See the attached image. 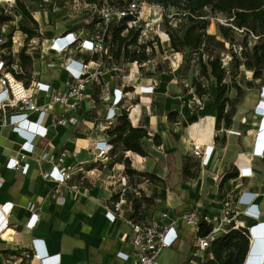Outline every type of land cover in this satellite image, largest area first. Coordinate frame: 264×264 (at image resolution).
<instances>
[{"label":"crops","instance_id":"1","mask_svg":"<svg viewBox=\"0 0 264 264\" xmlns=\"http://www.w3.org/2000/svg\"><path fill=\"white\" fill-rule=\"evenodd\" d=\"M70 27L56 26L53 29L51 25H40V32L43 38H49ZM23 45L24 40L17 35L13 64L20 68L18 53ZM7 51L10 52L9 49ZM27 52L38 55V51ZM180 68H149L136 82L137 85L146 86L151 85L153 79L157 81L151 94V108L140 107L134 114L132 112L131 117L132 125L145 127L151 137L145 147L148 155L142 156L141 162H136L128 152L125 156L130 157L132 168L156 174L160 179L148 184L145 194L139 184L150 178L135 176L134 182H130L134 186L129 197L151 198V203L141 200L143 216L147 218L156 217L161 209L180 214L195 208L201 215L218 214L225 206L243 209L245 207L237 203L240 193L244 198L256 196L259 218L238 214L251 227L264 219V157L253 154L258 128V117L254 110L264 85L248 92L230 126H225L222 121L218 128L209 132L206 131L207 120L217 114L213 100L216 93L200 97L192 86L188 87L191 83H187V79L181 85L178 78ZM171 75L174 79L166 81L167 76ZM29 76L33 81L40 80L58 88L67 74L61 68L49 69L42 59L34 62ZM107 78L112 86H121L119 77L114 75ZM165 82L167 90L163 87ZM96 96L89 94L82 105L80 122L73 127H54V113L69 114L59 106L47 111L39 122L47 126L49 132L44 138L30 139L35 149L33 156L29 155L25 160L29 163L27 171L21 167L11 168L8 164L10 159L18 156L24 137L14 132L8 123H3L0 114V208L6 203L7 207H12L10 212L3 214L7 225L0 230V264H19L23 260L28 264H43L44 258L50 260L49 264H134L132 247L126 240L128 225L120 219L112 222L106 216L117 200L119 185L116 183L125 165L117 162L108 166L97 159L95 143L105 136L103 127L107 106ZM170 111L177 113L173 121L168 119ZM12 112L9 109L7 114ZM29 117L37 120L38 114L32 113ZM191 117L196 121L191 123ZM196 123H200V127L192 135L191 127ZM229 128L234 131L226 132ZM235 131H240V135ZM154 133L161 136L160 145L153 142ZM201 142H205L203 155L193 156L194 145ZM208 145L207 162L202 164ZM64 149L71 152L65 159L66 165L80 166L83 171H76L67 185L57 192L55 182L42 174L59 163L58 158ZM44 152L47 153L46 158L35 156ZM184 155L198 162V176L195 179L185 180L182 176ZM242 155L246 157L251 170L248 177L239 176L238 166H241ZM121 156L122 151L118 150L116 158ZM227 171H233L237 176L221 184ZM59 195L65 197L64 202L58 200ZM32 214H36V224L30 228L27 223ZM126 215L133 214L130 211ZM181 230L183 237L174 246L163 250L159 257L160 264H199L191 254L194 242L192 229L183 226ZM39 252L40 258L36 256ZM119 252L130 256L125 258Z\"/></svg>","mask_w":264,"mask_h":264},{"label":"built area","instance_id":"2","mask_svg":"<svg viewBox=\"0 0 264 264\" xmlns=\"http://www.w3.org/2000/svg\"><path fill=\"white\" fill-rule=\"evenodd\" d=\"M139 3L149 4V10L153 8L154 16L163 17V21L158 25L156 31L158 35L152 36L147 41L142 40L143 28L142 24H138L143 15ZM16 4L17 0H0V8L5 13L12 12L11 10ZM89 5L94 8V14L86 24H72L70 29H65L49 38L36 36L30 39L32 43H39V40H41L38 55L33 56L32 65L36 60L44 59L49 69L61 68L66 72L67 76L60 82L58 88L40 80L32 81L30 85H27L23 79L16 76L15 72L20 73L23 70L18 65L15 66L13 61H8L11 57H14L15 51L13 52V50L17 44V31L10 36L12 39L10 47L0 49V114H2L3 123H8L12 130L20 136L27 137L18 151V156L10 159L8 164L11 168L21 167L25 171L29 169V163L25 160H28L29 155L33 156L32 152L35 149L34 143L30 139L33 136L44 138L48 135V127L39 122V120L44 119L48 110L53 111L57 105L64 112L69 113H54L52 115L54 127L57 125L73 127L80 122L82 105L88 100L89 94H96V99L107 106L103 127L105 136L104 139L95 143L97 159L106 165L114 149V144L109 140L106 130L115 124L119 113L123 109L126 110L131 121L132 112L135 108L145 107L149 109L152 106L151 94L157 86V81L153 79L151 85H137V80L142 76L141 69L152 68L157 70L162 68V65H168L171 69H175L179 68L183 62V55L171 48V37L163 27L164 17H170L168 8L160 4L140 0H133L126 6L110 3L106 0L91 2ZM123 19H127V27L122 35H125L130 28H140L141 33L136 45L152 42L154 51H152V46H147L146 52L149 55L147 60L143 62L128 61L123 57L118 59L115 56L117 46L113 44L111 29ZM5 23L0 24V43L6 42L9 38L10 33L5 34ZM25 36L27 37L26 34ZM136 45H130L129 48L134 49L137 47ZM8 49L10 50L9 53L6 51ZM223 65L226 66L224 60ZM114 75L119 77L122 82L121 86L115 87L109 83L107 76ZM188 87H191V85ZM40 93L43 96H39ZM38 100L42 102L39 103ZM9 109H12L13 112L7 114ZM32 113L38 114L37 120L30 119L29 116ZM254 114L258 117V128L253 154L264 157V86L261 88L260 98ZM207 121L208 130L206 131L210 132L212 129L217 128L216 116L209 118ZM232 131L234 130L226 129V132ZM235 132L240 135V131ZM204 143L194 145L193 156L203 155L202 147ZM209 148V145L205 147L202 164L207 162L206 156L209 153ZM70 155L71 152L64 149L58 158L59 163L54 165L50 171L42 174L44 178H49L55 182L57 192L67 185L68 180L73 177L76 171H83L80 166L66 165L65 159ZM35 156L46 158L47 153L44 152ZM241 159V166H238L239 176L248 177L251 175V170L247 159L243 155ZM80 179H83V177ZM116 184L119 185L116 194L118 197L113 206L106 212V216L112 222L120 219L128 225L129 231L126 240L132 247L134 264H160L159 257L163 250L174 246L183 237L181 230L183 226L190 227L194 233L192 257L199 264H209L213 260L210 251L211 244L220 234L231 228L247 227L249 231L246 221L240 219L238 214L256 217L257 212H259L256 205L251 206V198H244L243 193H240L237 197V203L245 207L243 209L240 207L230 209L225 206L219 211L220 213L213 215H201L199 210L195 208L188 209L180 214L169 209H161L156 217L144 218L141 207L136 210L129 197V193L134 186L130 183L129 177L122 172ZM58 200L64 202L65 197L59 195ZM32 207L33 205L30 206V208ZM11 208V206L7 207V203L1 206L0 230L7 225L3 214L4 212H10ZM130 211L133 215L127 216L126 214ZM35 215L32 214L27 223L30 228H33L36 224V221H34L36 220ZM201 221L210 227L206 235L200 234ZM119 254L125 258L130 256L124 252H119ZM36 256L40 258L41 253H36ZM43 262L49 264L50 260L44 258Z\"/></svg>","mask_w":264,"mask_h":264},{"label":"trees","instance_id":"3","mask_svg":"<svg viewBox=\"0 0 264 264\" xmlns=\"http://www.w3.org/2000/svg\"><path fill=\"white\" fill-rule=\"evenodd\" d=\"M25 0H17V4L13 9H16L18 14L25 16L27 19L21 17L19 25H28L29 21L32 26H23L22 30L27 35V40L33 37L40 36L38 32V22L32 15L30 6L27 5ZM104 0H88V2H103ZM110 3H117L126 6L133 0H106ZM149 3H156L163 5L170 11L174 10L175 18L180 23L178 26L181 29L177 31L172 24V20L167 16L164 17L163 27L171 37V48L180 52L183 55V62L187 61V50L198 54V64L202 75L206 76L211 74L217 82L216 95L214 97V104L216 107V127H219L220 122H224L225 126H230L233 121L234 110L233 103L236 99H231L227 96L230 85L224 82L226 72L229 73L230 69L223 65L221 57L211 54L205 49V29L209 26L206 9L209 11L220 12L227 16V22L230 25H220V30L224 37L229 38L228 50L231 51V61L234 59L233 65L238 69L240 65H245L249 70L253 71V79L264 78V42L256 43L253 47H249L245 40L238 42L234 36L229 35L228 30L236 29L246 35L252 34L253 36L264 37V0H140ZM12 9V10H13ZM11 10V11H12ZM12 16L5 13L0 8V24L12 21ZM126 20L123 19L112 27V40L113 44L117 46L115 56L120 59L123 57L125 60L143 62L149 58L146 52L147 46H152V42H147L142 45H136L140 28H130L125 35H122L126 29ZM82 25V24H81ZM6 42L0 43V49L10 47L11 34ZM239 44V45H238ZM130 45H136L134 49L129 48ZM239 46V52L238 47ZM152 51L154 47L152 46ZM27 47L23 46L19 51L18 56L20 59V66L23 72L16 73L19 79H23L25 75H29L33 63V55L27 52ZM206 57V58H205ZM9 60L8 62H11ZM183 66V65H182ZM24 80V79H23ZM251 85V82H249ZM191 86L194 88L195 93L202 97L207 93L206 87L197 78L191 81ZM240 92L241 88L238 85H233ZM227 106H230L227 108ZM135 111V110H134ZM168 119L175 120L177 113L175 111L168 112ZM191 123L195 122V118H190ZM109 140L114 144V149L111 153L112 166L114 163L120 162L125 165V174L129 177L130 182H134L135 176L148 177L150 180L139 184V187L144 183L154 184V180L160 178L153 173L139 171L131 167L130 160L125 153L133 157L136 162L143 160L142 156H147L148 152L145 149L147 140L151 137L148 129L138 125L133 126L126 110H122L117 116L116 122L113 126L106 130ZM153 142L160 145L162 138L158 133L152 135ZM122 151V156L116 158L117 151ZM137 153V154H135ZM182 176L185 180L195 179L198 176V162L189 155H184L182 158ZM237 173L227 171L221 179V184H224L229 179L236 177ZM141 191L145 193V189L140 187ZM131 193V192H130ZM146 194V193H145ZM151 203V198L131 197L133 206L136 210L140 209L142 200ZM200 234L206 235L210 227L203 221L200 222ZM254 239L252 238V245ZM250 238L248 228L235 229L231 228L226 232L220 234L211 244L210 251L213 255V260L209 264H243L249 250ZM4 253H8L5 251ZM253 255L250 254L246 264L251 260ZM19 264H28L25 260Z\"/></svg>","mask_w":264,"mask_h":264},{"label":"rangeland","instance_id":"4","mask_svg":"<svg viewBox=\"0 0 264 264\" xmlns=\"http://www.w3.org/2000/svg\"><path fill=\"white\" fill-rule=\"evenodd\" d=\"M105 1V0H104ZM27 5L30 6V10L32 12L33 17L38 22V32L41 37L42 33L40 32V25H51L54 29L56 26L59 28H65L68 27L71 24L75 25H81L86 24L90 18L93 17L94 14V8H91L89 4L91 2H88V0H25L24 1ZM89 3V4H88ZM140 11L143 13L142 17L140 18V22L138 24H142L143 28V37L142 40H150L152 36L158 35L156 33L158 29V25L161 24L163 21V17L161 18L159 16H154L153 14V8L152 10H149V4L147 3H139ZM154 6V5H153ZM206 16L209 23V26L205 29V49L211 54L217 55L221 57L224 62H226V66L230 69V72L225 74L224 82L230 85V88L227 92V96L231 99H236V101L233 103V110L234 113H236L238 107H241L245 96L248 94L249 91L258 89L262 85H264V78L260 79H253L252 74L253 71L249 70L245 65H240L238 69H235L233 62L234 59L231 61V55L228 49V41L229 38L224 37L223 33L220 30V25L227 26L230 25L229 22H227V16L220 12H214L209 11L206 9ZM7 14L12 16V21H8L5 23V30L6 35L7 34H13L17 31V35L21 38V40H24V46L27 47L28 51L31 52H37L39 49V43H32L30 40H27L25 36V32L22 30L23 26H32L33 24L29 21L28 25H19L18 23L21 19V14H18L16 9H13L12 12H8ZM168 15L170 16V20H172L173 26L177 29V31L180 32L178 20L175 18V12L174 10L168 12ZM25 19H27L25 16L21 15ZM95 17V15H94ZM29 20V19H27ZM22 33H19V32ZM45 32V29H43ZM230 37L234 36V39L238 42H241L242 40H245L249 47H253L256 43L264 42V37L259 38V36H253L252 34L246 35V33H242L240 31H237L236 29L228 30ZM16 35V36H17ZM148 38V39H147ZM11 39V38H10ZM12 41V39H11ZM239 45V44H238ZM238 52H239V46ZM166 48V46H165ZM7 51V50H6ZM8 52V51H7ZM198 54H195L191 51L187 50V61L185 63H182L180 65V73L178 75L179 83L182 85L183 80L187 79V83H191L193 79H198L202 84L205 85L207 93L205 95L209 96L210 94H215L217 89V82L213 75L208 74L206 76L202 75L200 71V66L198 64ZM206 58V57H205ZM12 61L15 59L11 57ZM20 62V60H19ZM183 65V66H182ZM162 69L167 70L168 65H162ZM146 68H142L140 73L141 75H144L147 73ZM264 73V69H263ZM24 81L27 85H30L32 83V78L29 75L24 76ZM174 76H167V80H173ZM251 82V85L249 84ZM238 85L241 90L240 92H237V89L233 87V85ZM166 90L168 89L167 83L165 82L163 86ZM230 107V106H229ZM135 110H138V108H135ZM252 111V110H251ZM250 111V112H251ZM134 114V111H133ZM132 114V115H133ZM197 127H200V123L193 125L191 127L192 135L195 133V129ZM249 143V141H247ZM130 158V157H129ZM111 162V160H110ZM131 166L133 167L132 161H130ZM109 165V161L107 163ZM125 173V171H123ZM148 184H143L140 187H147ZM149 187H152L149 185ZM147 213H150L148 211ZM262 254V253H261ZM257 255H253L252 260H255L257 258Z\"/></svg>","mask_w":264,"mask_h":264},{"label":"water","instance_id":"5","mask_svg":"<svg viewBox=\"0 0 264 264\" xmlns=\"http://www.w3.org/2000/svg\"><path fill=\"white\" fill-rule=\"evenodd\" d=\"M249 238H250L249 250L245 258L244 264H246L250 254L257 255L264 253V219L259 220L255 225L249 227ZM252 238L254 239L253 245L251 244ZM259 261L262 262V260L260 259L258 260V262Z\"/></svg>","mask_w":264,"mask_h":264},{"label":"bare ground","instance_id":"6","mask_svg":"<svg viewBox=\"0 0 264 264\" xmlns=\"http://www.w3.org/2000/svg\"><path fill=\"white\" fill-rule=\"evenodd\" d=\"M135 110V109H134ZM133 110V111H134ZM255 139H256V137H255ZM146 181H148V180H146ZM262 260V262L264 261V253H262V254H260V255H258L257 256V258L255 259V260H252V258H251V260L247 263V264H264V262L262 263V262H258V260ZM258 262V263H257ZM244 264V263H243Z\"/></svg>","mask_w":264,"mask_h":264},{"label":"clouds","instance_id":"7","mask_svg":"<svg viewBox=\"0 0 264 264\" xmlns=\"http://www.w3.org/2000/svg\"><path fill=\"white\" fill-rule=\"evenodd\" d=\"M23 137V136H22ZM32 139H34L35 138V136H33V137H31ZM24 139H27V137H24ZM251 198V206H253V205H256L257 206V203L255 202V199H256V196H252V197H250ZM258 211H259V209H258ZM259 212H258V214H257V216H256V218L258 219L259 217ZM255 217V216H254ZM43 264H45V263H43Z\"/></svg>","mask_w":264,"mask_h":264}]
</instances>
